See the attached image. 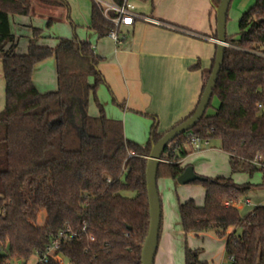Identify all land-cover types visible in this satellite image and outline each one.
<instances>
[{"label":"trees","instance_id":"16d2710c","mask_svg":"<svg viewBox=\"0 0 264 264\" xmlns=\"http://www.w3.org/2000/svg\"><path fill=\"white\" fill-rule=\"evenodd\" d=\"M213 1L215 6L221 2ZM92 9V28L99 38L108 36L115 24L96 0ZM31 13V0H0V58L6 83V106L0 112V264H30L33 258L35 264H142L150 224L147 157L163 134L154 127L148 143L140 145L126 138L121 120L107 116L98 95L105 81L99 70L103 58L92 43L62 37L51 48L32 39L29 51L19 53L18 37L6 17ZM262 19L264 0H256L239 20L238 37L227 32L228 46L212 98L220 105L215 114L206 112L192 132L219 139L232 172L252 177L260 171L264 186V161L256 163L258 156L264 158V108L259 107L264 105V55L257 53L264 52ZM41 33L34 28L36 37ZM214 36L217 39V32ZM51 56L56 58L58 89L41 93L33 73ZM91 101L98 107L97 115L90 113ZM189 140L190 133L181 134L166 147L158 178L177 179L184 172V145ZM193 183L204 187L205 203L199 205L193 198L180 203L184 231H215L225 238L233 264H264V205L244 214L226 204L246 198L256 184L238 183L231 176H205ZM43 210L47 218L41 225ZM237 227L242 228L239 235ZM230 228L234 231L228 233ZM68 229L75 236L62 241L58 253L64 263L54 258L38 262L37 251ZM202 253L203 248L187 246L186 264H210L201 260Z\"/></svg>","mask_w":264,"mask_h":264},{"label":"crops","instance_id":"0c3cea01","mask_svg":"<svg viewBox=\"0 0 264 264\" xmlns=\"http://www.w3.org/2000/svg\"><path fill=\"white\" fill-rule=\"evenodd\" d=\"M53 1L31 0V15L6 17L16 36L26 32V36L22 34L26 40L22 44L23 52L18 51L22 37L17 36V51L27 53L32 39L39 46L51 48L57 47L62 37L77 36L92 43L95 53L103 58L99 70L105 81L98 89L99 98L107 116L123 122L127 139L146 145L154 127L164 134L194 111L217 50L214 36L217 32L216 6L213 0L146 1L147 9L144 11L164 24L155 25L139 20L132 26H122L120 32L124 38L119 45L109 36L99 38L98 32L92 28L93 0H65V3L60 4L55 3L57 0ZM34 28L42 30L37 37ZM36 67L33 80L38 88L39 76H36L39 72H36ZM5 106L6 83L0 58V112ZM90 113L96 115L94 109ZM184 150L187 152L182 159L185 167L191 164L187 163L190 159L216 157L214 149L194 151L190 143L184 145ZM204 162L207 161L203 159L194 168L203 166ZM201 168L198 174L214 177L208 167ZM168 179L177 180L171 177L158 178L163 201L170 200ZM205 197L206 191L202 198L204 203ZM181 202L173 204L171 215L165 211L162 203L160 242L155 264H186L187 246L192 249L203 248L200 258L210 263L205 258L207 238L221 245L218 264H222L226 253L225 238H220L215 231L201 235L186 233L179 211ZM232 231L233 228H230L228 233Z\"/></svg>","mask_w":264,"mask_h":264},{"label":"rangeland","instance_id":"374dc122","mask_svg":"<svg viewBox=\"0 0 264 264\" xmlns=\"http://www.w3.org/2000/svg\"><path fill=\"white\" fill-rule=\"evenodd\" d=\"M255 3L256 0H242V1L234 0L233 5L229 12V19L227 24V32L229 35H234L235 37H238L239 20L242 14L245 11H247L250 7H252ZM130 5L138 7L139 11H144L145 9H147L146 3L142 2L141 0H130ZM22 34L26 36L25 31H23V33H21L20 35H17L18 37H22L20 38L22 40L21 47L18 49V51L20 52H23L22 44H24V42L26 41L25 37L22 36ZM36 70H37L36 72H39V74H37L36 77L39 76L38 88L40 89L41 93L53 92L58 89V79L56 73L57 67L56 66L54 67V56H51L45 59L44 62L39 63L36 67ZM91 105L94 107H92ZM219 105H220L219 99L217 97H214L212 101V106L207 111L208 115L215 114ZM90 107H91L90 111L94 109V112L97 115L98 107L95 105V103H93V101H91ZM79 118L80 116H78V121ZM211 141H212L211 145L208 148L214 149L216 157L203 158L207 162H204L205 164L203 166H199V165L196 166L195 169L196 172L198 171V169H202L201 167H204L205 169H207L208 167L210 169V172L213 171L212 176H218V175H222L226 177L232 176L235 179V181H237L238 183L252 182L256 184V187L252 189V191L249 193V195L246 198H243L241 200V206L243 205L246 199H250L253 205H259V204L264 205V186L261 185L263 180L262 172L259 171L255 173L254 176L252 177L248 173H243V172L233 173L229 164V156L227 155V153L220 150L221 141L219 139H213ZM203 159L202 158L195 160L190 159L188 160L187 163H191V164L187 166L195 167L194 165L200 163ZM199 175L203 177L206 176L203 174H199ZM168 180H169L168 183L170 184V187L168 188L169 189L168 196L170 200L164 199V201L161 200V203H163L165 211L170 213V215L172 213V210H174V208L172 207L173 204L175 203L176 205V203L179 201L185 202L193 198L197 201V203L199 204L201 203V205L204 204V199L202 200V198L205 196V189L201 184L199 183L181 184L178 182V180H173V181L172 179H168ZM124 194L126 196H135L136 192H124ZM171 198L173 201L171 200ZM249 209L251 208L244 206L243 208H241V211L242 213L245 214L249 212ZM46 217H47V213L45 210H43L40 213L38 223L43 224L44 221L46 220ZM234 230H236V233L238 235L241 234L242 232L241 227H237ZM205 247H206L205 249L207 250V254L205 255V258L210 261V264H218L221 245L217 241L207 238L205 241ZM223 258L224 260L222 264H233L227 253L224 254ZM35 262H36V258L30 260V264H34ZM14 263L15 261L12 260L11 264Z\"/></svg>","mask_w":264,"mask_h":264},{"label":"water","instance_id":"95a60500","mask_svg":"<svg viewBox=\"0 0 264 264\" xmlns=\"http://www.w3.org/2000/svg\"><path fill=\"white\" fill-rule=\"evenodd\" d=\"M232 1L233 0H221L219 5H217L215 8L217 20V51L210 76L207 80L205 89L201 95L195 112L189 118L164 133L158 141L154 142L151 147L150 155L147 157L148 162L146 169V179L149 199L150 224L147 236L145 237L142 246V264H155L160 242V229L163 209L158 187V171L162 162V156L166 147L176 137L181 134H188L192 131V129L199 123L209 108L213 98L214 89L224 63L226 47L228 46L227 24ZM261 21H264V19ZM76 113L78 116H80V110L78 108H76ZM204 179L205 177L196 173L193 166H187L184 172L177 178L178 182L181 184L193 183L197 180ZM21 263L22 262L20 260L19 264Z\"/></svg>","mask_w":264,"mask_h":264},{"label":"built area","instance_id":"2783aa9c","mask_svg":"<svg viewBox=\"0 0 264 264\" xmlns=\"http://www.w3.org/2000/svg\"><path fill=\"white\" fill-rule=\"evenodd\" d=\"M102 6H104L105 16L108 17L114 24L115 28L110 31L108 36L112 38L117 45L121 44L124 38V35L119 31L122 26H132L137 21L141 20L155 25H162L164 22L154 15L150 14L147 11H139L138 7L131 6L130 0H122L121 3L116 0H96ZM149 1V0H147ZM150 2V1H149ZM114 11L115 16H109V12ZM257 53L264 55L263 51H257ZM260 108H264L263 104L259 105ZM190 144L193 147L194 151H202L210 146L211 140L207 138H202L199 135L190 132ZM264 161L262 156L256 158V163L261 165V162ZM243 199V198H242ZM238 201H228L226 204L228 206H236L241 209L244 206L250 207L249 212L252 211L257 205H253L250 199H246L241 206V200ZM75 236V233L68 230H62L59 232L58 236L49 244L45 249L37 251L38 262L46 263L50 259L54 258L57 261L64 263L65 259L61 253H58L61 249L63 239H68L69 237ZM93 239V237H92ZM232 263L235 261L233 258H230ZM7 264H11V261H8ZM15 264H19V261H15Z\"/></svg>","mask_w":264,"mask_h":264}]
</instances>
